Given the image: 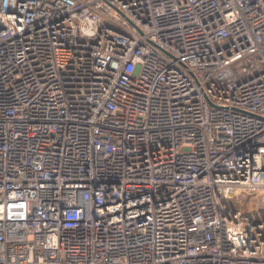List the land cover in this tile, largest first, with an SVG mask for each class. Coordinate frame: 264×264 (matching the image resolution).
<instances>
[{"label": "built area", "instance_id": "built-area-1", "mask_svg": "<svg viewBox=\"0 0 264 264\" xmlns=\"http://www.w3.org/2000/svg\"><path fill=\"white\" fill-rule=\"evenodd\" d=\"M0 264H264V0H0Z\"/></svg>", "mask_w": 264, "mask_h": 264}]
</instances>
